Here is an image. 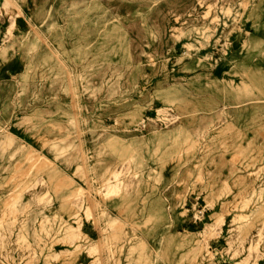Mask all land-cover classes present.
I'll list each match as a JSON object with an SVG mask.
<instances>
[{
	"label": "rangeland",
	"instance_id": "374dc122",
	"mask_svg": "<svg viewBox=\"0 0 264 264\" xmlns=\"http://www.w3.org/2000/svg\"><path fill=\"white\" fill-rule=\"evenodd\" d=\"M29 3L0 0V13ZM56 10L47 30L60 51L30 48V30L0 34V49L31 60L2 90L12 107L0 102V264H75L81 211L138 264L160 250L162 264H264V0ZM13 237L29 257L15 259ZM59 243L74 251L54 253Z\"/></svg>",
	"mask_w": 264,
	"mask_h": 264
},
{
	"label": "crops",
	"instance_id": "0c3cea01",
	"mask_svg": "<svg viewBox=\"0 0 264 264\" xmlns=\"http://www.w3.org/2000/svg\"><path fill=\"white\" fill-rule=\"evenodd\" d=\"M75 2V0H74ZM65 0H30L28 5L22 6V14L21 15H12L10 13L1 12L0 13V34L12 31L15 35L20 36L22 33H27L30 30V38L33 39V43L30 40V48L35 44V41H38V45L44 47L42 50H56L60 51L61 48L58 45L50 43L49 37L54 36L53 33H48L47 25H50V21L60 20L63 17L60 15L61 11H57L61 9V4L63 5ZM51 5H53L51 7ZM57 6V8H56ZM13 25V28L11 27ZM11 27V30H10ZM40 31V32H39ZM61 30H59V34ZM39 37V38H37ZM8 46V45H6ZM32 49H30L31 51ZM38 48L35 51H40ZM41 50V51H42ZM31 65L30 56L28 51L24 54H21L20 51L14 47H10L8 49H0V102L2 105L6 103V105H11V101H9L8 95L2 92V90L9 89L11 85H18L23 81V77L25 73L28 71ZM10 100H16L11 95ZM17 102V100H16ZM12 107V105H11ZM18 107L15 104L14 110ZM2 111V109H1ZM13 112V111H12ZM12 112L8 115H12ZM2 114V112H0ZM15 128V131L21 133V135L27 131V129L22 127H14V125H10V128ZM17 136V135H16ZM28 140V137H27ZM29 141V142H28ZM27 143L30 144V140ZM77 183H80L78 179ZM162 192L156 191L154 194V206H161L162 202ZM110 203V202H109ZM113 205V202L110 203ZM108 205L106 206L107 210H112L114 213V208ZM76 211L71 210V216ZM64 219H69L70 221L76 223L66 211L62 212ZM81 223L79 225L80 231L82 235L86 236L88 239L82 244V250L79 253H74L75 264H138L139 260L144 259L143 255H140L139 252L132 253L129 248H125V241L123 239H119L116 243H108L106 239V235L103 233L104 223L100 221V217L97 212L90 217L86 214L85 211L80 212ZM173 216V215H172ZM123 219V218H121ZM178 219V218H177ZM176 217H172L170 221V228L179 226ZM22 224V223H21ZM21 224L16 227H12L14 229V233H19L18 230ZM184 225V223H182ZM27 228V238L28 243H30V219L27 217L26 224ZM16 235V234H15ZM14 235V236H15ZM17 237L12 238L11 245L13 246V255L15 259H19L23 255L26 257L30 256V249H22L20 248L23 244L19 243L16 240ZM101 241V242H100ZM156 243V242H155ZM122 245L121 249L120 246ZM123 248V249H122ZM69 251L72 252L71 245L64 244H56L54 246V253L58 254L59 252ZM152 254V253H151ZM154 255V264H162L160 260L163 259V251L160 252L154 251L152 254ZM224 255H221L223 258ZM3 258V254H0V259ZM153 258V257H152ZM25 264V263H18ZM52 264H58V262H53ZM209 264H227V259H218L213 263ZM261 264V263H260Z\"/></svg>",
	"mask_w": 264,
	"mask_h": 264
}]
</instances>
